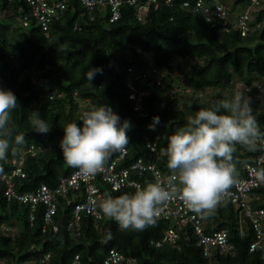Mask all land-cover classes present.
<instances>
[{
	"label": "trees",
	"instance_id": "1",
	"mask_svg": "<svg viewBox=\"0 0 264 264\" xmlns=\"http://www.w3.org/2000/svg\"><path fill=\"white\" fill-rule=\"evenodd\" d=\"M197 2L202 7L195 10ZM169 3H124L119 19L110 23L107 7L87 10L79 2L68 1L45 33L24 2L0 0V89L16 96L18 108L11 122L25 138L17 152L10 149L8 158L0 161V264H74L76 257L77 264H102L110 250L123 257V264H264V247L249 252L255 239L250 222L243 216L239 219L240 211L230 200L211 214L194 213L205 233L224 230L234 246L232 255L214 250L204 257L191 225H177L169 218L156 219L140 231L121 230L102 214L99 203L104 198L131 195L133 186L113 191L96 178L92 185L101 199L94 215L81 213L77 226L72 212L85 201V185L67 187L65 195L56 196V233L50 228L43 232V206L33 209L5 195L3 177L16 168L24 173L11 180L16 195L36 192L42 185L57 189L60 180L76 169L63 160V127L71 122L81 126L83 113L96 106L107 105L121 122H130L129 144L117 163L119 170H129L140 161L154 165L161 174H172L165 151L169 137L186 125L187 116L236 93L250 99L264 132V26L254 27L264 17V0ZM240 4L243 9L238 13ZM143 6L148 7L146 12L141 11ZM19 10L30 17L25 26L16 20ZM244 16L252 32L242 35L237 24ZM182 63L187 64L185 69ZM95 68L102 71L89 81L86 74ZM36 110L51 128L47 134L34 132L28 122L30 112ZM154 117L158 123L154 124ZM263 142L255 151L236 146L232 162L237 182L246 179V166L259 160L264 171ZM120 153H113L106 165ZM135 172L129 176L139 186L155 183L151 171L142 176ZM248 204L264 210V188L254 190ZM260 223L264 231V216ZM167 231L175 232L177 239L165 240Z\"/></svg>",
	"mask_w": 264,
	"mask_h": 264
},
{
	"label": "clouds",
	"instance_id": "2",
	"mask_svg": "<svg viewBox=\"0 0 264 264\" xmlns=\"http://www.w3.org/2000/svg\"><path fill=\"white\" fill-rule=\"evenodd\" d=\"M99 68L90 69L86 78L92 81ZM18 108L17 98L10 90L0 89V161L8 158L9 150L18 151L25 143L11 122ZM154 124L159 118H153ZM28 122L34 132L47 134L50 127L38 110L30 112ZM82 125L68 123L60 143L64 162L84 176H94L104 170L113 153L123 152L129 144L130 122H121L119 115L107 106L85 111ZM150 127H153L150 125ZM264 141L250 99L242 93L201 108L186 117V125L168 139L167 168L173 174L171 182L137 186L131 195L106 197L99 203L103 215L113 219L121 230L140 231L153 225L161 206L179 198L195 214H211L237 183L233 154L237 145L255 151ZM169 231L166 232V234Z\"/></svg>",
	"mask_w": 264,
	"mask_h": 264
},
{
	"label": "built area",
	"instance_id": "3",
	"mask_svg": "<svg viewBox=\"0 0 264 264\" xmlns=\"http://www.w3.org/2000/svg\"><path fill=\"white\" fill-rule=\"evenodd\" d=\"M24 2L28 9V14L32 19L36 20L41 27L43 32H47L48 24L52 17L59 19L66 9L68 1L79 2L87 10H93L95 7L104 8L107 7L110 11L109 22L113 23L120 17V6L124 3L135 4L136 0H16ZM155 3V0H150ZM170 0H166L168 4ZM157 5H155V8ZM183 7H188V3H183ZM200 2H197L194 9L197 10L201 8ZM148 7H141V11H147ZM218 12L222 9L218 8ZM23 10L18 11V16L16 20L21 22L24 26L30 21L29 17ZM246 17H242L237 24V28L242 31V35L252 32V29L248 27L245 23ZM255 28H260L264 26V17L260 21H255ZM140 101V100H139ZM264 150V142H263ZM125 155V151L117 155V157L108 165L104 166V170L99 172L94 176H84L79 174V170L75 169L67 179H61L60 185L57 189L53 191L49 190L46 186L42 185L40 188L33 193H25L16 195L12 189L11 180L24 177V173L21 168H16L8 176H4L3 180L6 183L5 195L21 204H31L32 208L35 209L36 205L39 204L44 207L45 211L43 214L44 227L43 232L47 229H51L52 232H57V227L54 224L53 216L57 212V195H65L67 187L78 188L79 185H85L86 197L84 203L75 205L73 209V216L75 218V225L77 226V221L81 219V213L83 215H94L95 214V204L97 199H101V194L97 188H95L92 183H94L96 178H100L101 181L107 183L111 186L113 191H118L123 187L133 186L137 189L139 186L134 180L130 179L129 173L131 171H136V176H142L145 170L151 171L154 178V182H159L163 185H167L171 182L172 175L161 174L154 165L144 166L140 161L135 162L130 166L129 170H119L118 161H120ZM22 159H19V165ZM16 164L15 161H12ZM261 165V160L258 161L257 165L246 166V179L244 181L237 182L233 189L230 190V196L226 200L234 205L235 208L239 209V219L245 217L249 220L250 226L254 233L255 239L249 246V252L259 250L264 247V231L262 229L260 218L264 216V210L253 209L248 204V199L254 194V190L258 188H264V171L259 168ZM223 203V202H222ZM158 219H169L172 218L177 225H191L195 234L197 246L201 248L202 255L208 257L212 251L217 250L224 254H233L234 246L229 242L228 234L224 230L215 231L210 234L204 232L201 220L194 213H191L189 209L185 206L182 200L179 198L168 201L166 204L161 206L160 215ZM33 220L32 215L30 216V221ZM73 223L69 224L68 228L71 229ZM240 235L243 231L240 230ZM177 234L173 231H169L166 234V239L170 242L177 239ZM159 243H157V246ZM78 257L75 258L74 264H77ZM102 264H123V257L115 250H110L108 255L103 260Z\"/></svg>",
	"mask_w": 264,
	"mask_h": 264
},
{
	"label": "rangeland",
	"instance_id": "4",
	"mask_svg": "<svg viewBox=\"0 0 264 264\" xmlns=\"http://www.w3.org/2000/svg\"><path fill=\"white\" fill-rule=\"evenodd\" d=\"M229 2H231V1H229ZM242 6H243V5L240 4V5L237 7V10H238L237 12H238V13L242 11V9H243ZM227 7L230 8V5H228ZM186 65H187L186 63H182V64H181V66H182L183 69L186 68ZM103 187H104V186H103Z\"/></svg>",
	"mask_w": 264,
	"mask_h": 264
}]
</instances>
